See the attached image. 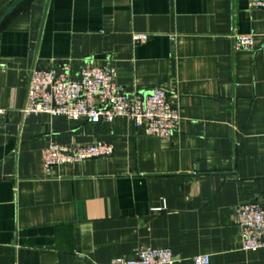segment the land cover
<instances>
[{
	"label": "crops",
	"instance_id": "crops-1",
	"mask_svg": "<svg viewBox=\"0 0 264 264\" xmlns=\"http://www.w3.org/2000/svg\"><path fill=\"white\" fill-rule=\"evenodd\" d=\"M14 0H0V13ZM256 0H26L0 25V264H107L170 249L172 264H264L236 209L264 205V7ZM264 1V0H262ZM145 35L143 42L134 35ZM254 36L251 50L231 37ZM91 62L126 93L166 91L178 127L21 112L33 67ZM112 154L46 169L50 144Z\"/></svg>",
	"mask_w": 264,
	"mask_h": 264
},
{
	"label": "built area",
	"instance_id": "built-area-1",
	"mask_svg": "<svg viewBox=\"0 0 264 264\" xmlns=\"http://www.w3.org/2000/svg\"><path fill=\"white\" fill-rule=\"evenodd\" d=\"M254 6L264 7V1L256 0ZM145 35H134L133 40L143 42ZM235 50H251L254 36L241 34L231 37ZM114 68L98 67L91 62L82 65L74 78L68 69H61L53 77V71L33 67L28 75L23 108L24 116L47 114L64 117L73 122L92 124L111 122L116 118L132 121L134 127L145 135L168 138L177 129L180 116L163 89H153L148 94L126 93L117 86ZM3 111L0 110V115ZM112 146L105 143L91 145L50 144L42 151L46 169L74 164L86 160L107 157ZM235 224L238 227L245 252H255L264 247V205L247 203L236 209ZM174 254L170 249H138L130 257L114 258L107 264H172ZM208 255L193 257L192 264H209Z\"/></svg>",
	"mask_w": 264,
	"mask_h": 264
},
{
	"label": "water",
	"instance_id": "water-1",
	"mask_svg": "<svg viewBox=\"0 0 264 264\" xmlns=\"http://www.w3.org/2000/svg\"><path fill=\"white\" fill-rule=\"evenodd\" d=\"M26 0H14L10 3L1 13H0V25L5 21V19L11 15L23 2ZM61 72V67L58 66L57 69L53 72V77L59 75Z\"/></svg>",
	"mask_w": 264,
	"mask_h": 264
},
{
	"label": "trees",
	"instance_id": "trees-1",
	"mask_svg": "<svg viewBox=\"0 0 264 264\" xmlns=\"http://www.w3.org/2000/svg\"><path fill=\"white\" fill-rule=\"evenodd\" d=\"M23 3H24V2H23ZM23 3H22V4H23ZM22 4H21V5H22ZM21 5H20V6H21ZM20 6H19V7H20ZM7 18H8V17H7ZM5 20H6V19H5Z\"/></svg>",
	"mask_w": 264,
	"mask_h": 264
}]
</instances>
